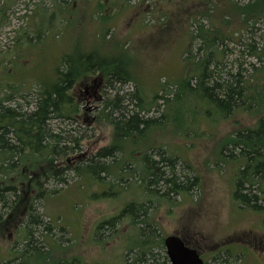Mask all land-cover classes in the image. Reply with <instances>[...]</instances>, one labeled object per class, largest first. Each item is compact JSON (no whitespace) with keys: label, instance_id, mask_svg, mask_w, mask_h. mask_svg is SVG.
<instances>
[{"label":"trees","instance_id":"trees-1","mask_svg":"<svg viewBox=\"0 0 264 264\" xmlns=\"http://www.w3.org/2000/svg\"><path fill=\"white\" fill-rule=\"evenodd\" d=\"M195 2L201 7L195 8V21H191L190 43L183 57L185 76L162 82L147 101L148 93L138 83L132 64L122 56L123 50L114 57L113 49L104 47L106 33L98 45H77L61 55L52 68L53 77L47 79L53 82L41 80L25 104L14 99L15 95L26 97L22 93L25 84L13 79L4 64L7 55L2 56L0 236L15 227L23 232L15 242L17 246L8 250L10 257L4 264H79L76 259L53 261L44 235L41 233V239L35 236L43 225L48 231L53 228L44 224L35 206L49 196L42 188L43 180L53 177L65 182L69 172L81 181L109 184L106 195H114V187L138 188L120 215L106 220L100 228L111 231L116 223L131 220L132 234L126 245L134 255L126 256L125 264H170L154 214L164 205L165 213L172 214L179 204L173 197L189 193L199 184L198 176L186 173L185 162L180 163L183 157L177 143L182 146V140L195 136L197 122L204 116L218 124L241 109L258 114L255 125L239 128L221 143L222 156L218 160L237 166L234 198L240 207L264 208V33L260 36L262 46L256 44L253 35L249 41L240 42L244 47L240 57L246 54L251 58L249 69L243 67V62L236 71L233 67L226 69L228 43L239 42L237 36L243 30L252 34L258 24L264 26V0ZM9 4L10 0L2 8ZM191 7L189 4L185 9ZM39 16L40 20L46 19V11H40ZM43 29H35V35L31 31L19 33L18 44L15 42L6 62L15 66L23 54L41 46ZM24 69L22 66L17 72L23 73ZM131 81L137 88L123 92ZM109 90L115 92L113 97L107 95ZM93 103L101 107L91 109L88 104ZM154 108L156 113L151 114ZM64 121L78 127L56 129L54 122ZM90 131L91 137L98 135L93 141ZM104 133L109 138L105 144L99 140ZM160 134L167 141L160 142ZM77 149L80 152L76 153ZM72 154L76 155L69 158ZM107 177L113 180L107 181ZM187 213H192L191 220L182 224L192 229L195 209ZM24 223L26 227L22 228ZM230 256L221 252L212 264H232Z\"/></svg>","mask_w":264,"mask_h":264},{"label":"rangeland","instance_id":"rangeland-1","mask_svg":"<svg viewBox=\"0 0 264 264\" xmlns=\"http://www.w3.org/2000/svg\"><path fill=\"white\" fill-rule=\"evenodd\" d=\"M8 2L9 0H0V61L3 60L2 56L13 54L19 33L31 31L35 35V29L39 31L44 28L43 44L31 49V53L23 54L18 65L7 63V56L4 60L13 79L25 84L22 93L27 99L14 96L15 101L21 104L31 100L28 95L36 91L41 80L53 77L52 68L61 55L70 53V49L77 45H84L86 48L94 43L98 45L104 33L107 42L104 47L110 51L113 49L114 57L119 56L123 50L122 56L132 64L138 83L148 93L145 94L147 101L158 91L162 82H173L185 76L183 57L190 43L191 21L195 18V8L201 7L195 0H129L125 4L123 0H10L9 6L2 8ZM149 2L151 7L147 4ZM189 4L192 7L185 9ZM44 10L46 19L40 20V11ZM263 30L264 26L258 24L254 33L243 30L237 36L240 37L239 42L237 39L228 43L229 62L226 69L233 67V71H236L240 62L249 69L247 62L251 58L246 54L245 58L240 57L244 48L240 42L249 41V37L253 35L259 45ZM22 66L25 67L24 72H17ZM248 73L246 76L250 74ZM51 80H47V84H51ZM136 88V82L131 81L124 86L123 92H132ZM109 94L113 97L115 92L109 90L107 95ZM88 106L95 109L97 106L101 107V104L93 103ZM155 109L151 114L156 113ZM250 111L253 110H238L218 124L206 116L201 117L197 122L195 136L191 134L187 137L188 140H182V146L177 143L183 157L180 163L185 162L186 173L198 176L199 184L191 192L173 197L179 204L174 206L172 214L165 213L166 205L155 212L154 218L160 223L163 238L174 232H182L193 244L203 246V243L213 245L220 238L233 235L244 236L243 238L264 237V208L240 207L241 204L234 198V170L237 166L231 161L223 163L218 160L222 156L220 146L224 140L239 128H247L257 122L258 114ZM54 126L56 129H73L78 124L72 125L64 121L54 122ZM83 129L81 128L82 134L85 133ZM88 134L91 141L98 136L91 137L92 131ZM159 138L160 142L167 141L161 134ZM99 140L103 144L107 143L108 133H104ZM78 152L79 149L76 153ZM75 155L72 154L69 158ZM110 180L113 178L107 177V181ZM43 181L42 188L48 191L49 196L38 200L35 206L42 215L44 224H50L53 228L48 231L43 225L40 232H35V236L41 239V233L44 235L42 239L48 241L44 244L51 250L53 261L76 259L79 264H125L126 258H132L134 254L126 245L132 234L131 220L116 223L111 231L107 229L104 232L100 227L106 220L120 215L134 199L138 188L131 186L125 190L114 187L112 192L115 194L106 195L110 192L109 184L86 182L87 179L81 181L73 172L67 174L65 182L53 177ZM193 208L195 225L192 229H185L182 223L184 220H191L192 213L187 212ZM23 227H26V223ZM61 229H65L67 233ZM22 233L21 228L15 227L1 234L0 264L7 262L10 257L8 250L17 246L15 242ZM254 243L258 244V238ZM238 244H243L242 240ZM18 246L22 248V245ZM204 252L208 264L212 263L217 254L213 255L208 250ZM220 252L231 254L232 264H253L257 258L253 251Z\"/></svg>","mask_w":264,"mask_h":264},{"label":"flooded vegetation","instance_id":"flooded-vegetation-1","mask_svg":"<svg viewBox=\"0 0 264 264\" xmlns=\"http://www.w3.org/2000/svg\"><path fill=\"white\" fill-rule=\"evenodd\" d=\"M176 233L180 234L178 232H174V234ZM182 234L183 233H181L180 235L184 238V241L187 244H189L191 247H195L199 251V253L201 254V256L205 261V264H208V259L205 258L206 255V253L204 252L205 250H208V252H212L213 255L216 254L218 255L219 252L222 250H230L233 253L234 251L243 253V250L245 252L253 251V254L255 255V257H257L256 260L253 262V264H264V237L251 236L249 238H243L244 236L241 237L239 235H233L231 237L230 236L222 237L213 245H206L205 243H203V246H201L196 243L193 244L190 240H188L185 236H183L184 234L183 235ZM257 238H258V244L256 245L254 241ZM240 240H242L243 244H238ZM256 249H258V251Z\"/></svg>","mask_w":264,"mask_h":264},{"label":"water","instance_id":"water-1","mask_svg":"<svg viewBox=\"0 0 264 264\" xmlns=\"http://www.w3.org/2000/svg\"><path fill=\"white\" fill-rule=\"evenodd\" d=\"M164 245L170 264H205L198 250L178 234L165 237Z\"/></svg>","mask_w":264,"mask_h":264}]
</instances>
